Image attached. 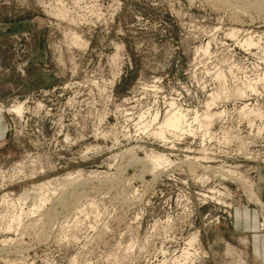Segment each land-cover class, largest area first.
<instances>
[{
  "label": "rangeland",
  "instance_id": "obj_1",
  "mask_svg": "<svg viewBox=\"0 0 264 264\" xmlns=\"http://www.w3.org/2000/svg\"><path fill=\"white\" fill-rule=\"evenodd\" d=\"M256 1L0 0V264H184L194 233L185 264H264ZM171 101L187 130L160 138ZM151 151L172 169L130 163Z\"/></svg>",
  "mask_w": 264,
  "mask_h": 264
},
{
  "label": "bare ground",
  "instance_id": "obj_2",
  "mask_svg": "<svg viewBox=\"0 0 264 264\" xmlns=\"http://www.w3.org/2000/svg\"><path fill=\"white\" fill-rule=\"evenodd\" d=\"M256 1V0H255ZM260 1V0H259ZM256 2H258V1H256ZM254 5H256L255 3H253ZM258 4V3H257ZM260 4L261 5H263L264 6V0H261V2H260ZM259 4V5H260ZM258 5V6H259ZM260 5V6H261ZM255 7V6H254ZM257 7V6H256ZM78 34V33H77ZM248 40V39H247ZM246 40V41H247ZM72 41H73V43L75 42V43H79L80 42V37L78 36V35H73V37H72ZM245 42V41H244ZM247 43H249L248 41H247ZM252 43V42H251ZM249 45V44H248ZM253 87V86H252ZM251 88V87H250ZM239 89V88H238ZM252 90H253V88H252ZM234 91V90H233ZM214 92V91H213ZM242 93L244 94V92L242 91ZM252 93H254V92H252ZM228 94V93H227ZM226 94V95H227ZM242 94V95H243ZM220 94L219 93H211L209 96L210 97H212V99H210L209 101H207V103H206V105H207V107H208V109H207V113L204 115V117H202V118H200V116L198 115V114H195L196 116L194 117L193 116V118L197 121H199V122H201L203 125H205L206 127L208 126V125H211V124H209L213 119H214V116H217V115H221L224 111H217V112H212V111H210V108L215 104V102H217V100H218V97H220L219 96ZM229 95V94H228ZM239 95V94H238ZM230 97H231V95H230ZM230 97H228V98H230ZM240 97H242V96H240ZM134 98V97H133ZM220 99V98H219ZM130 103V102H129ZM247 105L248 104H246L244 107H242V112H248V110H247ZM39 106H42V105H40L39 104ZM168 109L165 111V115H164V117H162L161 119H159V113L158 112H155V114H153V117H152V121L153 122H155L156 123V126L158 127L157 128V130L156 129H154V130H156L155 132H154V135L156 134L157 136H159L160 138L162 137H164L165 136V133L166 132H171V133H176V132H183L184 130H187V128H186V122H187V116H188V113L187 112H185L181 107H179L177 104H176V102L175 101H171V102H168ZM133 108V107H132ZM253 108V107H252ZM24 109H25V106H24V103H19L18 102V104H16L15 105V107L12 109V111L11 112H14V113H16V114H18V115H22L23 113H24ZM11 110V109H10ZM225 110V109H224ZM158 111V110H157ZM250 111H252V109H250ZM254 111H256V110H254ZM262 111L260 110H258L257 111V114H258V116L259 115H261L262 113H261ZM198 113V112H197ZM243 113V114H244ZM245 113V114H246ZM149 114V113H148ZM145 116V115H144ZM20 117V116H19ZM250 117V116H249ZM249 117H248V119H249ZM134 118V117H133ZM140 118V117H139ZM104 119V118H103ZM147 119V118H146ZM219 119V118H218ZM225 119V118H224ZM145 121V120H144ZM151 121V122H152ZM189 121V120H188ZM141 122V121H140ZM150 122V121H149ZM198 122V123H199ZM102 123V122H101ZM147 124V123H146ZM153 124V123H152ZM144 126H145V124H143ZM148 125V124H147ZM151 125V124H150ZM190 125V124H189ZM188 125V126H189ZM199 125H200V123H199ZM140 126V125H139ZM149 126V125H148ZM187 126V127H188ZM256 126V125H255ZM153 127V126H152ZM189 127H191V126H189ZM203 127V126H202ZM209 127V126H208ZM145 129V128H144ZM149 129H151L150 127H149ZM210 129V128H209ZM146 130H147V128H146ZM154 130H152V131H154ZM191 130V129H190ZM262 130V129H261ZM149 131V130H148ZM205 131V130H204ZM146 132V131H145ZM206 132H208V131H206ZM109 133V132H108ZM153 133V132H152ZM209 133V132H208ZM257 133V132H256ZM83 134V133H82ZM99 134H101V132L99 133ZM148 134V133H147ZM69 135V134H68ZM67 135V136H68ZM149 135V134H148ZM208 135V134H207ZM212 135V134H211ZM213 136V135H212ZM107 137V136H106ZM238 137V136H237ZM257 137V136H256ZM67 138H69V137H67ZM159 138V139H160ZM215 138V137H214ZM157 140H158V138H157ZM204 140V139H203ZM164 141V140H163ZM75 142V141H74ZM243 145V144H242ZM246 145V144H245ZM92 146V145H91ZM98 146V145H97ZM100 146V145H99ZM98 146V147H99ZM102 146V145H101ZM175 146V145H174ZM90 147V146H89ZM246 147V146H245ZM139 148V147H138ZM174 148V147H173ZM130 149H128V151H129ZM247 150V149H246ZM125 152V151H124ZM129 153V152H128ZM117 157V156H116ZM207 158V157H206ZM213 158V157H212ZM196 159V158H195ZM134 162V163H133ZM140 163V164H142V166L144 167V169H148L149 171H152V172H154L155 173V171L156 170H158V172H159V170L161 169V171H162V168H163V170L164 169H167V168H171L170 166H171V159H169V157L168 156H166L165 154H160V153H158V152H153V151H151V152H149V153H147V155L145 156V158H142V157H139V156H137V155H133V158H132V160H131V164L133 165V164H136V163ZM23 163V162H22ZM190 163V162H189ZM129 164V163H128ZM20 166H21V164H19ZM19 165H17V166H19ZM19 166V167H20ZM19 167H16V168H19ZM25 167V166H24ZM142 167V168H143ZM173 167V166H172ZM177 167H178V165H177ZM15 168V169H16ZM209 169V171H210V169H217V168H213V167H211V166H209V165H206V166H204V169ZM20 169V168H19ZM18 169V170H19ZM22 169V168H21ZM20 169V170H21ZM142 170V172L143 171H145V170ZM172 169V168H171ZM221 169H223V168H221ZM19 170V171H20ZM37 170V169H36ZM168 170V169H167ZM174 170V169H173ZM17 171V170H16ZM147 171V170H146ZM169 171H171V170H169ZM216 173H217V171H219L218 169H217V171L216 170H214ZM80 172H82V171H80ZM34 173V172H33ZM77 173H78V171H77ZM162 173V172H161ZM233 173V172H232ZM15 174V173H14ZM13 174V175H14ZM21 174H22V172H21ZM69 174V173H68ZM82 173H80V174H78V176L80 177V175H81ZM220 174H222L223 176H225V175H227V174H229L230 175V171L227 169V170H224L223 172H221ZM17 175V174H16ZM77 175V174H76ZM214 175V174H213ZM2 176V175H1ZM24 176V175H23ZM75 175H73V177H74ZM232 176V175H231ZM7 177V176H6ZM67 177H69V176H67ZM72 176H70V178H71ZM71 178V180L73 181V179H75V178ZM77 177V176H76ZM77 178L78 180L79 179H81V178ZM209 177V176H208ZM219 177V176H218ZM221 177V176H220ZM69 178V179H70ZM76 180V179H75ZM218 180V179H217ZM48 181V180H47ZM53 181V180H52ZM50 183V181H48V182H46V183H44V184H42V183H40L39 184V189H45L47 186H48V184ZM53 183V182H52ZM242 183H243V181H242ZM77 184V183H76ZM245 184H246V182H245ZM36 186V185H35ZM247 186V185H246ZM248 186H249V184H248ZM251 187V186H250ZM37 188V187H36ZM35 189V188H34ZM34 189H33V191H34ZM39 189H35L36 191L37 190H39ZM251 189V188H250ZM250 189H248V190H250ZM215 190V189H214ZM247 190V189H246ZM247 190V191H248ZM41 192H43V190H40ZM24 192H26V190L24 191ZM23 192V193H24ZM28 192V191H27ZM38 193H39V191H38ZM45 193H46V191H45ZM249 197H251L250 199H253V200H256V202H258V203H260L261 205H263V201H262V199H261V197H259V195L257 194V192H254V191H252V190H250L249 192ZM26 194V193H25ZM25 194H23V196L25 195ZM29 194V193H28ZM44 194V193H43ZM219 194V193H218ZM22 195V194H21ZM39 195H41V194H39ZM6 196V195H5ZM44 196V195H43ZM42 196V197H43ZM46 196V195H45ZM26 197V196H25ZM30 197H31V195H30ZM39 198V196H38V198H39V200H38V202H35V203H33V204H35V209L33 208V210H36V211H38V210H40V208H42L43 206H45V199H47V198ZM6 198H7V196H6ZM20 198V197H19ZM18 198V199H19ZM29 198V197H28ZM25 198H21V200H20V202L21 201H23ZM63 198H61V200H62ZM48 200V199H47ZM47 200H46V202H47ZM252 200V201H253ZM25 201V200H24ZM26 202V201H25ZM61 202V201H60ZM255 202V201H254ZM255 202V203H256ZM24 203V202H23ZM260 204H258V205H260ZM32 210V209H31ZM30 210V211H31ZM29 211V212H30ZM28 212V211H27ZM31 213V212H30ZM33 213V212H32ZM25 214H27V213H25ZM20 216H18V220L19 219H21V218H19ZM21 222V221H20ZM19 222V223H20ZM264 225V224H263ZM193 235V234H192ZM197 240H198V234H196V233H194V235L193 236H191V238L190 239H188V241H187V243H188V245H189V247H187V248H185L184 250H183V252L181 253V258L183 257L184 259H185V263L190 259V258H192V252L190 251L193 247H194V245L196 244V243H198L197 242ZM195 255V254H194ZM184 263V264H185Z\"/></svg>",
  "mask_w": 264,
  "mask_h": 264
}]
</instances>
